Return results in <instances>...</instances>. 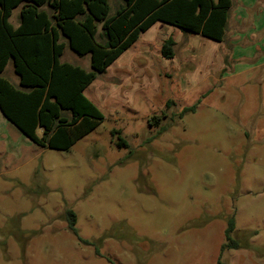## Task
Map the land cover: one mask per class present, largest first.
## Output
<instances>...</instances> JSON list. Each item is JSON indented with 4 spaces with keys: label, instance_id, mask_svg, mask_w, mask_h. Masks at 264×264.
Wrapping results in <instances>:
<instances>
[{
    "label": "rangeland",
    "instance_id": "obj_1",
    "mask_svg": "<svg viewBox=\"0 0 264 264\" xmlns=\"http://www.w3.org/2000/svg\"><path fill=\"white\" fill-rule=\"evenodd\" d=\"M108 1L111 12L121 3ZM233 1L222 44L160 25L98 75L85 94L103 119L67 151L37 146L0 113V264L264 257V14L252 11L254 29L238 24ZM61 60L90 69L89 54L68 47ZM12 70L1 75L17 80ZM231 219L243 247L221 250Z\"/></svg>",
    "mask_w": 264,
    "mask_h": 264
},
{
    "label": "trees",
    "instance_id": "obj_2",
    "mask_svg": "<svg viewBox=\"0 0 264 264\" xmlns=\"http://www.w3.org/2000/svg\"><path fill=\"white\" fill-rule=\"evenodd\" d=\"M231 4L121 0L111 12L108 0H0V113L37 146L67 151L103 119L84 90L142 33L161 22L222 42ZM15 8L17 26L9 20ZM174 45L171 37L163 40L161 56L172 59ZM66 47L78 56L89 54L90 69L62 61ZM9 62L18 85L1 75ZM152 121L158 123L159 117ZM66 215L70 231L78 236L73 212ZM233 230L231 219L221 250L243 247L231 237Z\"/></svg>",
    "mask_w": 264,
    "mask_h": 264
},
{
    "label": "crops",
    "instance_id": "obj_3",
    "mask_svg": "<svg viewBox=\"0 0 264 264\" xmlns=\"http://www.w3.org/2000/svg\"><path fill=\"white\" fill-rule=\"evenodd\" d=\"M231 2H232V4H231V7H230V9H229V12H228V18H227V23H226V29H225V35H226V32H227V26H228V22H229V19H230V17L232 16V10H233V8H234V1L233 0H231ZM237 2H238V15L236 16V18H235V20H236V22L238 23V24H244V23H247L248 24V27L250 28V29H254L256 26L253 24V17L255 16V14L256 13H253L252 11L253 10H257L258 11V9L257 8H259V7H261V9H260V16L262 17V15L264 14V11H262L263 9H264V0H237ZM19 13V12H18ZM10 20V19H9ZM260 21H263V20H260ZM11 22V21H10ZM17 23L14 25V26H17V24H18V19H17V21H16ZM160 25H167V24H163V23H161V22H156V23H154L153 25H151L144 33H142L140 36H139V38L140 39H144V40H147V39H149V38H151V34H149V33H151V31H153V29L155 28L156 29V27H159ZM168 26H170V25H168ZM183 33V32H182ZM188 35H190V39H192V38H199V39H201V42L204 44V45H208V46H210V45H212L213 47H216L215 45H219V44H222L223 42H224V39H225V35H224V39H223V41L222 42H218V41H214V40H211V39H207V38H204V37H202V36H200V35H197V34H191V33H188ZM138 38V39H139ZM168 38V37H167ZM137 39V40H138ZM136 40V41H137ZM165 40V39H164ZM209 40V41H208ZM134 42V43H137V42ZM133 43V44H134ZM132 44V45H133ZM131 45V46H132ZM129 47L127 50H125L111 65H114L115 64V62L117 63V62H119V60L118 59H121V58H128L129 57V55H130V51L132 50V47ZM129 49H130V51H129ZM129 51V52H128ZM165 59V58H164ZM167 60H169V59H167ZM67 62H69V61H67ZM71 63V62H70ZM111 65H109L108 67H110ZM7 66V65H6ZM6 68V67H5ZM5 70V69H4ZM13 71V70H12ZM17 76V75H16ZM5 78H7V77H5ZM8 79V78H7ZM11 83H13V84H15V85H18V77H17V80L15 79V80H13V81H11L10 79H8ZM87 89V88H86ZM86 89L84 90V95L87 97V95L85 94V91H86ZM88 98V97H87ZM89 99V98H88ZM90 100V99H89ZM91 101V100H90ZM4 122H1V124H3ZM39 134V133H38ZM0 143H4L5 144V138L2 136V137H0ZM0 146H1V144H0ZM248 250V249H246V248H242L241 250ZM262 256V255H260V254H258V255H252V257H253V260L256 262V264H264V257H260ZM264 256V255H263ZM256 257H259L260 258V260H257V258ZM256 258V259H255Z\"/></svg>",
    "mask_w": 264,
    "mask_h": 264
}]
</instances>
